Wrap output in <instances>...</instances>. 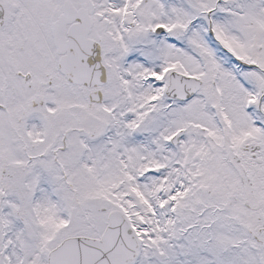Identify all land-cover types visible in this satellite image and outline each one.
I'll list each match as a JSON object with an SVG mask.
<instances>
[{"label": "snow or ice", "instance_id": "6c2138e0", "mask_svg": "<svg viewBox=\"0 0 264 264\" xmlns=\"http://www.w3.org/2000/svg\"><path fill=\"white\" fill-rule=\"evenodd\" d=\"M0 264H264V0H0Z\"/></svg>", "mask_w": 264, "mask_h": 264}]
</instances>
